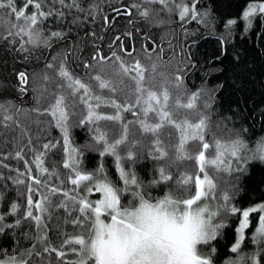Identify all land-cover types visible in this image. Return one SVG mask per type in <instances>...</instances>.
<instances>
[{"label":"snow or ice","instance_id":"snow-or-ice-1","mask_svg":"<svg viewBox=\"0 0 264 264\" xmlns=\"http://www.w3.org/2000/svg\"><path fill=\"white\" fill-rule=\"evenodd\" d=\"M197 2L121 0L119 7L109 4L114 13L110 17L103 14L97 0H20L19 4L17 0H0V45L15 48L25 62L33 52L64 42L62 51L45 64L49 71L42 77L55 84L58 91L49 94L47 107L30 110L37 113L34 123L46 122L48 127L60 130L62 144L61 140H49L40 146L44 152L33 146L31 137L24 144V137L28 136V129L20 120L24 110L10 99H0V135L19 132L9 141L18 150L3 159L23 161L25 169H9L15 176L0 172V236L11 235L18 245L21 240L30 244L11 252L0 248V264H215L217 249L212 242L222 234L227 226L224 221L230 216L238 220L236 240L230 249L237 258L228 259L225 264H261L257 257L264 256V203L246 209L236 207L232 203L235 193L223 187L219 177V182L214 183L207 169L231 175L244 171L241 163H264V139L251 148L239 135L229 141L215 140L210 145L205 140L208 117L197 108L201 92L189 94L181 75L170 78L167 64L159 54L154 59L143 44L137 50L126 43L139 33V22L162 23L158 19L161 12L178 13L181 20L206 15L197 12ZM257 13L264 14V4L248 5L243 13L248 27ZM120 18L125 19L126 26L113 32ZM50 21L61 27L53 30L47 26ZM89 22L98 24L104 34L97 35L92 30L80 42L69 40L74 30ZM109 32H113L110 39ZM89 39L92 51L85 60L82 53L87 50ZM105 43L108 54L103 52ZM144 56L150 62L148 65L142 63ZM69 61L83 69V73L70 70ZM16 75L19 85L28 84L25 71ZM26 90L23 86L18 89L20 93ZM46 91L41 92V97ZM77 106H82L80 118L73 125L70 117L76 113L69 109ZM101 107L113 111L98 112ZM181 109L192 111L181 113ZM123 113H131L134 119L126 120ZM41 116L51 119L40 121ZM189 116L196 117L197 122ZM100 121L111 122V137L107 130H102ZM88 125L93 126L89 130L94 133V143L85 147L101 157L114 158L119 173L116 181L106 174L103 163L91 173L81 168V152L71 146L70 129ZM58 145L65 154L63 168L68 170V179L74 186L70 189L64 187L65 181L55 167H44L47 153ZM25 148L35 153L33 163L39 175L33 174L25 159ZM210 148L214 154L207 157ZM144 160L152 163V178L147 183L136 170ZM186 161L193 162L191 171ZM0 167L9 168L3 163ZM51 177L60 180V185L50 184ZM85 181L88 183L83 184ZM93 188L101 194L95 201L89 199ZM156 189L167 190L154 197L152 191ZM10 191L15 192L11 200ZM125 197L127 203L122 204ZM202 198L206 202L201 206L197 202ZM61 210L62 217L58 215ZM252 214H257L258 226L251 242L258 247L254 253L242 255L241 244L245 230L251 226ZM54 216L57 223L50 227ZM62 225H71L79 233L69 235ZM50 232L58 243L50 238Z\"/></svg>","mask_w":264,"mask_h":264},{"label":"trees","instance_id":"trees-1","mask_svg":"<svg viewBox=\"0 0 264 264\" xmlns=\"http://www.w3.org/2000/svg\"><path fill=\"white\" fill-rule=\"evenodd\" d=\"M19 2L20 0H17L18 4ZM97 2L100 4L103 14L110 17L114 13L109 4H114L117 7L121 5V0H97ZM186 2L190 4L191 0H186ZM260 2H264V0H198L196 3L197 12L206 13V15L198 16L196 19L189 17L181 20L178 13L169 15L167 12H161L158 19L162 23L149 25L142 21L139 22L137 25L140 29L139 33H135L134 38H129L126 42L137 50L143 44L154 59L159 54L167 64L166 71L169 77L181 75L183 85L189 94L201 92L200 99L197 101V108L199 112L208 117L205 140L210 145L215 140L229 141L239 135L251 148L264 139V20L261 19V15L264 14L257 13L252 17L251 27H248V21L243 18V13L247 10L248 5ZM157 7L159 6L157 5ZM229 21H235V23L229 24ZM66 25L67 21H65V30ZM47 26H51L53 30L61 27L52 24L51 21L48 22ZM122 26H126L124 18L119 19V24L113 32L118 33L122 30ZM92 30H95L97 35L104 34V29L98 24L93 25L89 22L82 28L74 30L70 34L69 40L80 42L85 38V34ZM113 32L107 33L109 39ZM96 43L101 44V41L97 40ZM154 46L155 52L152 51ZM63 47L64 42L54 43L52 48H48L49 51L48 49H40L33 52L25 62L23 54L17 53L15 48L0 45V99H10L24 110L20 115V120L27 127L28 136L24 137L23 143L27 144L28 138L31 137L33 146L41 152L46 150L40 146L49 140L53 142L61 140L62 144V134L58 128L48 127L46 122L39 123V125L34 123L37 113L30 110L37 107H47L50 102L49 94L58 91L55 84L45 82L42 77L45 71H49L45 69V64L50 62L52 56H55L57 52L62 51ZM91 51V40L89 39L87 50L82 53L85 60L88 59ZM103 52L108 54L106 43L103 45ZM142 63L148 65L150 62L144 56ZM69 65L70 70H74L77 74H82L84 71L73 65L71 61H69ZM183 68L186 69L183 70ZM18 71L26 72L28 76L27 85H19L16 75ZM21 86L27 89L24 93L18 91ZM44 89L47 91L41 97V92ZM38 99L40 100L39 104L37 103ZM117 99H120L119 94ZM205 104L208 105L207 108L204 107ZM81 108L82 106H77L69 109V111L76 113L70 117V123L73 125L80 118ZM97 111L111 113L113 110L101 107ZM180 111L184 113L192 110L181 109ZM123 115L126 120L134 119L131 113H123ZM39 119L46 121L50 120L51 117L41 116ZM189 119L197 122V118L194 116H189ZM99 123L102 130H107L111 137V122L100 121ZM92 127V125L72 127L70 129L71 146L81 152L79 159L82 162L81 168L84 172L91 173L103 163L106 174L111 180L116 181L119 173L115 167L114 158L111 156L101 157L98 152L90 151L89 148L85 147L94 143L92 140L94 133L89 130ZM170 130L165 129V132ZM18 134L17 130L0 135V163L9 166V168L0 167V172L6 176L9 174L16 175L15 172L10 173L9 169L25 170L23 161L3 159L4 156L18 150L9 143L11 138ZM174 135H178V133H174ZM192 147L193 142L190 141L188 148L191 150ZM213 154L212 148L206 152L207 157ZM24 155L33 168V174L39 175V170L33 163L35 153L25 148ZM64 157L65 154L58 145L57 149L47 153L44 167L49 168V170L55 167L60 172V179L65 181L64 187L70 189L74 186L68 179V170L63 168L62 160ZM192 164V161L185 162L189 171H191ZM198 167L197 164L196 168L198 169ZM151 168L152 163L149 160H144L136 167L138 174L145 183L152 178L150 175ZM241 168L244 169L242 173L233 172L231 175L226 172L216 173L211 167L207 171L214 183L222 181L223 187L229 188L235 193L232 203L236 207L246 209L249 206L264 202V163L250 160L247 164L241 163ZM44 175L47 176V173ZM200 175L203 177V174ZM49 183L59 186L60 180L51 177ZM120 183L122 184V182ZM8 185L9 188L12 187L11 181H8ZM166 190H153L152 195L154 197L162 196ZM92 195H89V199ZM8 197L10 200L15 198V192L10 191ZM121 203L126 204L127 197ZM58 215L62 217L63 210ZM256 215L252 214L250 217L251 226L245 230V241L241 244L242 255L251 254L257 250L258 245L251 242L257 225ZM56 223L57 218L54 216L50 227ZM224 223L227 226L222 230V234L212 242L217 249L214 257L215 264H225L226 260L237 258L230 249L236 240L235 229L238 220L235 216H230ZM62 230L69 235L79 233V230L74 231L71 225H62ZM49 236L54 243H58L53 232H50ZM17 247H30V244L26 240H21L18 245L17 240L11 235L0 236V248L11 252ZM68 258L75 259L74 256ZM257 259H260L261 264H264V256L257 257Z\"/></svg>","mask_w":264,"mask_h":264},{"label":"rangeland","instance_id":"rangeland-1","mask_svg":"<svg viewBox=\"0 0 264 264\" xmlns=\"http://www.w3.org/2000/svg\"><path fill=\"white\" fill-rule=\"evenodd\" d=\"M256 4H264V2H260V3H256ZM254 146H255V144H254ZM234 164V163H233ZM202 178V177H201ZM88 182L87 181H85V184H87ZM205 190H207V186H205ZM90 194H93L91 197H90V200H93V201H95L96 199H99V198H101V194H99V193H97L96 191H95V189L93 188V191H92V193H90ZM89 194V195H90ZM206 201L204 200V198H202V200L201 201H198L197 202V204L198 205H203V203H205ZM214 203V202H213ZM262 203H264V202H262ZM259 204H261V203H259ZM259 204H256V205H254V206H258ZM194 207H195V205H194ZM238 226V225H237ZM258 226V223H257V225H256V227ZM254 234V233H253ZM237 235V234H236Z\"/></svg>","mask_w":264,"mask_h":264},{"label":"flooded vegetation","instance_id":"flooded-vegetation-1","mask_svg":"<svg viewBox=\"0 0 264 264\" xmlns=\"http://www.w3.org/2000/svg\"><path fill=\"white\" fill-rule=\"evenodd\" d=\"M153 49H155L154 47H153ZM186 68H183V70H185Z\"/></svg>","mask_w":264,"mask_h":264},{"label":"water","instance_id":"water-1","mask_svg":"<svg viewBox=\"0 0 264 264\" xmlns=\"http://www.w3.org/2000/svg\"><path fill=\"white\" fill-rule=\"evenodd\" d=\"M48 51H49V49H48ZM83 73V72H82Z\"/></svg>","mask_w":264,"mask_h":264}]
</instances>
